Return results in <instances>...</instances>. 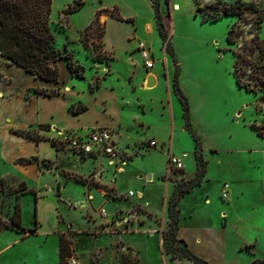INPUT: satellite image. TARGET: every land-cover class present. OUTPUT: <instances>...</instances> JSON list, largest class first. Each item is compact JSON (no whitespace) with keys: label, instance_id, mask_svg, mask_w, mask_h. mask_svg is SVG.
Here are the masks:
<instances>
[{"label":"rangeland","instance_id":"obj_1","mask_svg":"<svg viewBox=\"0 0 264 264\" xmlns=\"http://www.w3.org/2000/svg\"><path fill=\"white\" fill-rule=\"evenodd\" d=\"M74 1L77 0H52L49 26L55 47L62 54L70 52L75 62L84 68L83 80H72L75 89L82 90L87 87L90 79L92 84H101L110 75L113 65L111 61L107 64L92 62L93 53L84 49V45L91 43L88 35H84V29L92 21L96 10H111L117 6L121 16L138 13L139 22L145 24L150 23L152 18V2L82 0L84 6L81 10L64 16L62 11ZM169 1L177 3L179 8L174 10L173 5L168 4ZM239 1L159 0L165 15L168 39L175 58L182 66V85L194 93L203 94L207 104L206 111L199 109L193 114L194 129L204 147L205 161L211 156L207 151L209 147L217 151L209 167L212 169L211 176L216 178V184L196 187L182 197L178 206L181 237L187 240L192 253L208 264L264 261V183L263 187L258 184V180L264 181V137L258 136L252 128L264 123V87H260V83L255 80L256 77L264 80V71L259 69L261 62L257 63L258 53L244 52L242 56L245 61L239 60L236 72L242 82L256 89L255 92L238 88L233 75L234 55L241 52L254 36L264 44V0H241L249 5L241 11L236 9L240 13L239 17L223 15L226 8L239 4ZM219 16L221 18L218 19ZM216 18L218 20L210 21ZM234 23L237 37L235 44H228L226 36ZM129 34L128 24L110 18L105 24L104 39L100 43L104 42L111 49L113 57L120 59L128 47L126 39ZM143 35L156 55L160 54L159 46L165 52V45L158 40L157 32L153 30ZM101 46L103 51V44ZM167 58L168 54L159 57L163 64L159 77L166 76ZM59 62V79L67 80L65 61L61 59ZM131 62L136 67L140 66L135 56ZM171 68L167 64V75ZM0 70L4 71V77L12 81V92L39 82L28 78L16 67L2 69L0 66ZM161 88L154 92L158 96L153 95L151 100L156 102L157 98H161L170 101L175 131L171 148L187 154L186 169L191 172L194 158L191 153L192 139L180 129L183 121L170 99L171 91ZM55 90L43 89L37 92L46 95ZM31 92L32 89H26L25 100L30 98L28 93ZM21 102L20 97L13 96L10 100L0 97V264H58L60 237L70 242L68 258L75 259L79 264H193L184 258H172L164 252L162 235L168 230L164 203L170 195L166 194V180L172 191L180 178L188 180V177L183 176L184 172L173 175L167 172L160 177L165 167L163 152L153 150L154 153L145 155L133 148L132 152L123 155L126 160L136 157L134 163L125 164L127 167L120 164L114 167L108 160L111 169L102 170L105 172L102 174H105L108 182L113 183V188H109L111 184L103 186L94 182L93 174L96 172L93 169L85 176L77 177L65 170L53 169L50 163H42L40 166V180L30 172L23 179L11 169V154L5 143L6 126H23ZM157 113L155 107L149 112L151 121L160 120ZM30 133L36 135L35 131ZM57 146L69 158L73 157L62 142L57 143ZM142 154L145 156L140 157ZM73 158L79 162L82 160ZM120 168L122 172L118 171ZM69 170L85 172V169ZM113 171L119 175H112ZM146 171H151L155 178L151 181L143 178V172ZM68 180L101 191L93 194V198L87 197L85 203H82L80 186ZM21 181H25L26 188H31L38 197L37 201L41 202V223L37 220L38 209L33 195H20L17 191ZM225 182L230 186V198L234 201L238 199L228 224L219 219V226H227L221 234L213 228L212 218L217 216L219 206L227 205L228 198L223 199L219 191ZM64 183L67 184L63 196L57 200L55 196L59 195L60 186ZM129 192L133 193V197L128 196ZM137 193H141L140 198L136 197ZM102 195L113 201H104ZM205 197L210 200L209 206L203 202ZM17 202L21 207V226L26 230L35 228L33 233L21 235L4 228ZM116 206L124 209L110 215ZM197 240H200L199 243ZM67 259L64 264H67Z\"/></svg>","mask_w":264,"mask_h":264},{"label":"crops","instance_id":"obj_2","mask_svg":"<svg viewBox=\"0 0 264 264\" xmlns=\"http://www.w3.org/2000/svg\"><path fill=\"white\" fill-rule=\"evenodd\" d=\"M242 3L249 4L246 2H242ZM168 4L173 5L174 10H177L179 8V5L175 2L169 1ZM115 8H117V11L119 13V8L117 6ZM151 9H152L151 21L150 23H145V24H141L139 22L138 13H133L130 14L129 16H121L119 14V16L123 20H131L130 23L122 22L130 26V34L127 36L126 39V42L128 43V47L126 48V50L123 51L120 59H115V57H113V53L111 52V49L107 48L104 42H102L103 51L106 52L107 54H110L112 58L111 62H113V65L111 67L110 75L107 76L106 79L102 80V83L99 84V86L94 89H90V85L92 84V79H90L86 88H82V90L75 89V87L72 84V80L77 78L72 77L68 70H67V75H68L67 80L61 78L59 79L58 77L57 83L44 82L39 79H34L32 76L25 73L22 69L16 67L15 65L9 64L8 61L0 57V66L2 69H10L12 67H16L20 71L24 72L28 76V78H32L34 81L35 80L39 81L27 87L25 86L20 90H15L12 92V88H10L12 81L7 77H4L5 76V74L3 73L4 71L0 70V77L2 79H5L6 81L4 84H0V95H1L0 97L2 99L10 100V98L15 96V97H20L22 100L21 114L23 116V121H24L22 122L23 126L16 127L10 124L5 128L6 149L11 154L10 163H11V169H13L14 173L20 175L24 179L23 176L28 175L30 172L35 176L37 180H40L42 177H39L40 175L39 169H41L40 166L42 165V163H50L53 169L65 170L69 174L77 175V177L85 176L89 172V170L93 169L96 172L95 174H93L94 182L103 186H105L106 184H111L108 186H110L109 188H113L112 187L113 183L108 182L106 176H104L105 174H102L105 173L104 171L102 172V170L111 169L109 167L108 158L104 157L102 159H95L93 157H79L68 151V153H70L73 157L75 158L78 157L79 159H82L81 162H79L73 157L69 158L66 155V152L59 149L56 150L51 145L50 142L51 140H54L56 143H60V140L64 137V134L68 132H77L79 134H85L86 132L95 128H108L113 132V139L116 142L118 148L124 154V156L127 154L126 152H132L133 148H135L137 152L138 151L142 152L145 155L148 153H154L153 150L163 152L165 167L164 169H162V171L159 174L160 177H162L163 175H165V173L168 172V168H167L168 155L169 154L181 155L185 153L181 151H174L171 148L175 131L173 126V121L171 118L170 101H166V99L163 100L161 98H157L156 102H152L151 100V97H153V95L155 97L158 96V95L156 96L155 95L156 93L154 92H156L159 88L164 87L166 88L167 92H169V90L171 91L170 99L173 100L172 101L173 105L176 106L178 109L180 120L183 121V123L180 126V129L182 128L184 130V133L186 132V135L190 136V138L192 139L191 153L193 154L194 157L193 167L191 169V172L187 171L186 169L187 158H186L183 161V169L180 172H184L183 176H187L188 179L194 176L196 172L195 143L191 135L188 133V131L185 130L182 107L177 97L175 96L172 87L173 77L176 67H178L179 69L178 87L180 88L184 96L187 98L189 104L190 124L192 129L194 130L195 135L196 132L193 124V114L196 110L198 111L199 109L206 111L207 104H205V98L203 94H197L196 92L194 93L193 91L188 90L182 85V82L180 80V77L182 75V66L181 63L178 62V60L175 58L173 48H172L173 55L174 58L176 59V62L173 61L172 57L166 52L165 49L166 54H168V58L165 60L166 76L165 78L159 77L163 66V64L159 61V57L162 58L166 54L164 50H162L163 52L161 51V46H159L160 54L156 55L153 51L150 42H147L144 39V35H143V33L150 34L154 30L155 32H157L158 40H161L157 31V26L153 14L152 6ZM98 10H96V12ZM105 10H109V9H105ZM159 12L160 15L162 16V20L164 23L165 15L160 4H159ZM94 17L95 14L93 16V19ZM110 18L111 17L108 14H102L99 17V21H102L105 25L107 20ZM138 41L144 42L151 52L154 63H153V67L150 70H147L144 67L142 60L139 56L136 46ZM161 42L162 44H164L162 40ZM133 56L138 58L140 64L139 67H136V65L131 62ZM167 64H169V68L172 67L169 75H167ZM59 65L60 62L58 61L57 63L58 73H59ZM147 77H152L154 79V86L152 88H145L144 86L145 79ZM28 88L32 89V92L28 93V95H30V98L28 100H25V91ZM43 89L44 90L56 89L55 92L57 94L53 96L38 94L37 91ZM154 107L156 111H158L157 114L160 119L157 122L151 121L150 118L148 117L149 112L152 111ZM121 116L123 117L122 119ZM39 125H47L49 127V130L39 129L38 128ZM29 130L35 131L36 136H38L41 140L39 142H35L33 140L23 138L13 133V131H29ZM149 141H155L157 143V148L155 149L150 148L148 146ZM201 150L204 159L205 150L204 147L202 148V144H201ZM207 151L211 156H209V159L207 161H205L204 159V161L206 162L205 175L200 185L197 186L200 188L205 186L206 184H211V185L216 184V178H213L211 176L212 169H209V167L211 166L212 163V159H213L212 156L215 155L217 151L213 147H209ZM143 154L140 155V157L145 156ZM135 158L133 160L127 159L126 162L127 165L134 163ZM127 165L125 167H127ZM69 169H85V172L78 173L76 171L73 172L72 170ZM119 172H122V170H119ZM180 172H171L170 174L173 175L174 173H180ZM113 174L115 176L119 175V174H115L114 171L112 172V175ZM148 174L151 175L149 176L150 181L151 179L155 178V176L151 171L143 172V178H147L146 175ZM5 176L6 175H4V177ZM258 181H259L258 184L263 187L264 181L261 180ZM68 182H73L80 186V189L82 191V197L80 198V201L81 200L86 201L87 197L93 198V194L101 191L99 189L92 188L87 184L79 183L75 180H68ZM67 183H64L62 186H60L59 195L55 196L57 200L63 196V191ZM166 183H167V187L165 184V189L168 191L166 194L169 195L171 194L172 191L171 188L168 187V183H169L168 180H166ZM224 184L227 185V196H228L227 205H221L222 207L219 206V211L217 212V216H213L212 218L214 223L212 224L213 228L218 230L219 233L221 234H223L226 231L227 226L225 228L219 226V219L222 222L228 224V219L231 213H234V210H232L233 206L236 203V200L238 199L236 198L234 201L232 198H230L229 196L230 186L226 182L220 186V190H219L220 196ZM28 190H32V189L30 188ZM136 197L140 198L141 193H137ZM102 198L106 202L113 201V200H107L105 197H103V195ZM179 202L177 204V208L179 206ZM203 202L205 206H209L211 204L208 197H205ZM36 205L38 209L37 220H39V223H41L42 220L39 215L40 206H41L40 200L36 202ZM164 205L166 209L165 213L167 214L166 200ZM122 209H124V207L116 206V208L110 213V215L113 214L115 211ZM179 213H180V209H179ZM54 214H55V210H54ZM164 218L166 219L167 215L164 214ZM180 230H181L180 222L178 221L177 239L184 241L189 249V244L187 243L186 239L181 237ZM199 241L200 240H197L198 243Z\"/></svg>","mask_w":264,"mask_h":264},{"label":"trees","instance_id":"obj_3","mask_svg":"<svg viewBox=\"0 0 264 264\" xmlns=\"http://www.w3.org/2000/svg\"><path fill=\"white\" fill-rule=\"evenodd\" d=\"M151 2L159 37L164 42L166 52L172 57L173 61L176 62L170 40L168 39L167 30L159 12V0H151ZM51 3L52 0H0V57L8 61L9 64L22 69L34 79L54 83H57L59 77L57 63L59 60L63 59L71 76L82 79L84 68L75 62L70 52L65 51V53L62 54L55 47V40L49 26ZM248 5L249 4H243L239 1V4H232L229 8H226L223 15L239 17L240 13L237 12L236 9L241 11L246 9ZM83 6L84 2L82 0H77L68 5L62 13L64 16H68L78 12ZM102 14H108L111 18L120 22L130 23L131 20H123L119 16L117 8L111 10L101 9L95 13L93 21L84 29V35H88L89 40H91L89 45H84V49L93 53V62L107 64L109 61H112V58L101 49L102 44L100 42L105 32L104 23L101 24L99 21V17ZM219 18H221V16H219L218 19ZM218 19L216 18L210 21L213 22ZM236 37V24L234 23L228 30L226 41L228 44H235ZM244 47L245 48H243L241 52L234 55L235 63L233 66V75L238 88L255 92L256 89H254V87L250 86L249 83L242 82L241 78L236 74L237 65L239 60H244V52H257L259 56L257 63L260 64L261 62L259 69L264 71V44L257 36H254ZM178 76L179 69L176 67L172 87L182 107L185 130L188 131L195 143L196 172L194 176L188 180L179 179L175 183L167 200L168 230L163 232L162 235V239L165 242L164 252L172 258H184L193 264H208L206 261L193 254L184 241L177 239L179 221V209L177 208V204L181 197L200 185L205 175L206 165L202 156L200 141L190 124L187 98L178 87ZM255 80L260 83V87H264L263 78L256 77ZM4 83L5 79L0 80V84ZM98 86V83L91 84L90 89L97 88ZM56 94V92H53L46 95L53 96ZM38 128L49 130L47 125H39ZM252 128L255 129L258 136L264 137V123L261 126H253ZM13 133L35 142L41 140L38 136L31 134L30 131H13ZM50 142L56 150L59 149L54 140ZM17 191L20 195L28 193L33 195L36 204V194L26 188L24 181L19 183V189ZM20 210V203L17 202L14 204L10 221L4 225V228L21 235L27 232L33 233L35 228L26 230L21 226ZM36 223L37 220L35 219L34 225H36ZM174 243L175 245L173 246L172 244ZM69 254L70 242L64 237H60L58 241V264H64ZM250 264H264V261L254 260Z\"/></svg>","mask_w":264,"mask_h":264},{"label":"built area","instance_id":"obj_4","mask_svg":"<svg viewBox=\"0 0 264 264\" xmlns=\"http://www.w3.org/2000/svg\"><path fill=\"white\" fill-rule=\"evenodd\" d=\"M137 51L142 60L144 67L150 70L153 67V58L149 48L144 42L138 41ZM66 149L79 157H93L95 159L108 158L113 166L120 164L125 166L127 160L124 159V154L118 148L116 142L113 139V132L108 128H95L85 134H79L77 132H68L64 134V137L60 140ZM148 146L150 148H157L155 141H149ZM187 158V154L181 155L169 154L167 159L168 173L180 172L183 169V161ZM119 170H122L121 168ZM118 170V171H119ZM128 196L133 197V193L129 192ZM223 199H227V185H223L221 193ZM82 203H85L82 201ZM67 264H79L75 259L68 258Z\"/></svg>","mask_w":264,"mask_h":264},{"label":"water","instance_id":"obj_5","mask_svg":"<svg viewBox=\"0 0 264 264\" xmlns=\"http://www.w3.org/2000/svg\"><path fill=\"white\" fill-rule=\"evenodd\" d=\"M145 88H152L154 86V79L152 77H147L145 79ZM147 181H150V177L147 176Z\"/></svg>","mask_w":264,"mask_h":264}]
</instances>
